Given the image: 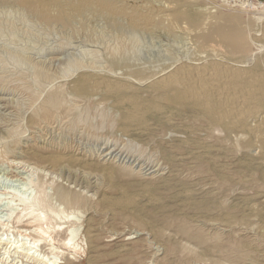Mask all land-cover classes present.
Wrapping results in <instances>:
<instances>
[{
  "label": "rangeland",
  "instance_id": "rangeland-1",
  "mask_svg": "<svg viewBox=\"0 0 264 264\" xmlns=\"http://www.w3.org/2000/svg\"><path fill=\"white\" fill-rule=\"evenodd\" d=\"M21 2L0 0V222L8 224L0 233L13 245L7 255L0 246V260L88 264L83 235L90 219L103 264H264V148L245 129L212 124L190 107L166 106L147 83L179 62L225 53L214 41L202 45L219 18L259 31L264 0H169L180 19L169 29L137 35L102 20L48 22ZM263 47L256 42L248 57L262 71ZM84 74L119 79L132 86L129 95L159 102L164 110L147 115L143 132L132 130L113 101L72 91ZM50 158H62L61 164L49 167ZM61 193L77 202L63 203ZM30 194L46 197L81 226L83 250L64 246L71 223L59 230V218L50 230L55 241L32 251L38 250L41 263L24 258L39 235L29 217L16 223L18 211L10 220L8 215L18 207L14 195ZM124 199L133 203L111 205Z\"/></svg>",
  "mask_w": 264,
  "mask_h": 264
},
{
  "label": "bare ground",
  "instance_id": "bare-ground-1",
  "mask_svg": "<svg viewBox=\"0 0 264 264\" xmlns=\"http://www.w3.org/2000/svg\"><path fill=\"white\" fill-rule=\"evenodd\" d=\"M21 3L23 6L31 9L42 19L48 22H57L65 26H70L73 22L76 21L85 22L88 19L102 20L107 22L116 31L126 30L135 32V34L136 32L152 33L155 31L169 29L175 24V22L180 19L179 12H177V9L169 2V0H22ZM219 19L220 20H218L217 23H214V25L211 26V29H209V33L202 37V45L204 46L205 42L214 41L220 48H223L225 53L218 52L219 55H217V57L206 60L196 57L193 59H189L188 61L179 62L172 66L169 71L159 72L149 77L147 82L148 88L150 87L152 90L158 91L160 93L161 101H163L166 106L190 107L198 111L212 124L219 125L229 130H247L253 137L254 141L264 148V71L260 69L261 64H256L257 66L255 68H252V66L250 65V59L248 58L253 52V44H255L256 42L264 44V25L262 24L261 29L257 31L255 29H248L247 26L245 27L244 24L241 23L242 21H229L228 19L222 18ZM252 25L254 26L253 23ZM171 33L170 35H173ZM246 57L248 59H246ZM72 84V91L79 97L90 98L99 96L104 100L113 101L115 106L124 112V125L131 128L132 130L134 129L135 131L140 130L143 132V130L146 129L148 114L153 112L162 113L164 110L163 105L159 102L144 101L134 94L129 95L130 90L133 89L132 86L123 83L119 79L113 77L84 74L79 76ZM53 100L54 99L51 98L47 102L46 106H44V108L42 109V111L44 112V117L50 114V109L53 108L52 106L54 104ZM177 149L178 148H176V150ZM61 159L50 158L47 160V163L49 167L56 168L61 164ZM108 169L109 168H107V170ZM29 180V185L35 187L34 181L31 179ZM167 188H169V186ZM14 197L15 201L18 202L17 206L22 207V209H19L18 207L10 208L8 219L10 220L14 216L15 211H18L17 215L14 217V221H16V223H19L23 218L29 217V221L33 222V227H35V231L39 235L37 239L33 238L34 247L33 245L32 247H29L31 251L26 252L24 258H27V260L29 261H35V253H37L38 250L32 252L33 249H38L37 247L44 240H51V242L55 241L50 230L52 229L51 225L53 224V219L59 218L61 221L64 220L63 223L58 224L59 230L61 229V227L71 223L67 228H64L67 229L68 232L64 246L66 248H72L76 252L82 249V247L79 249L81 244L79 243L78 238L80 229H82L81 226H75L73 220L68 216L63 218L64 213L55 210L50 204H48L46 197H43L41 195L32 196L31 194L28 198L17 195H14ZM58 197L63 203L70 204L73 202H77L75 200H69V196L64 193H61ZM132 203V200L124 199L113 201L111 205L121 206L122 208H124L131 205ZM12 205H14V203ZM62 208L63 207L61 206V209ZM188 212L189 211H187V213ZM105 213L107 214V212ZM72 215H74V213H72L70 216ZM0 226L2 227V229H4L8 227V224L0 222ZM19 233V236L26 237V234H23L22 231H19ZM97 233L96 228L94 227L91 220H87L83 235V242L87 245L86 247L88 248V264L105 263L100 262L103 254L101 255V253L98 252L99 249L97 241L99 239V236ZM1 235L3 236V234L0 233V236ZM4 241L8 242L3 245ZM11 241L8 238H4V236L0 238V246H6V253L3 255H7V253H10L13 247ZM19 247H14V251L16 249H19ZM54 250L57 249L54 248ZM56 253L58 255L60 254V252ZM4 259L5 258L2 257L0 263L5 264L3 263ZM36 261V263H41V261L39 260ZM56 261L57 260L53 261L52 264H56Z\"/></svg>",
  "mask_w": 264,
  "mask_h": 264
}]
</instances>
